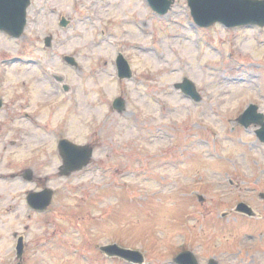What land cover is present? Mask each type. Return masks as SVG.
I'll list each match as a JSON object with an SVG mask.
<instances>
[{
	"label": "rangeland",
	"instance_id": "obj_1",
	"mask_svg": "<svg viewBox=\"0 0 264 264\" xmlns=\"http://www.w3.org/2000/svg\"><path fill=\"white\" fill-rule=\"evenodd\" d=\"M129 1L31 0L23 34L0 31V264L17 261L14 231L24 264H131L101 251L114 243L144 264H175L187 249L200 264H264V249L247 254L264 242L261 126L238 122L253 104L264 113V27L201 28L188 0L165 15ZM119 52L131 78L118 77ZM184 78L200 101L176 88ZM61 138L93 148L68 176ZM45 187L53 202L36 213L26 196Z\"/></svg>",
	"mask_w": 264,
	"mask_h": 264
},
{
	"label": "water",
	"instance_id": "obj_2",
	"mask_svg": "<svg viewBox=\"0 0 264 264\" xmlns=\"http://www.w3.org/2000/svg\"><path fill=\"white\" fill-rule=\"evenodd\" d=\"M149 2L161 14L166 13L172 4V0H149ZM29 4L30 0H0V30L13 37L21 36L25 28ZM189 5L195 22L202 27L210 26L218 21L228 27L251 24L264 26V0H189ZM67 24L66 19L60 22L61 26ZM46 43L50 45V37L46 39ZM65 59L70 64H76L75 59L71 56H66ZM117 66L120 78L131 76V70L122 55H119L117 59ZM58 79L62 80L61 78ZM176 88L182 89L185 94L197 101L201 99L194 84L189 79L185 78L182 83L176 84ZM65 89L67 90L68 86H65ZM114 108L118 111L124 110V100L117 98L114 101ZM263 119L264 115L258 114V106L251 105L240 117V122L246 127L252 123L263 125V128L258 132L264 140ZM59 148L64 159L61 174H69L84 167L88 164L93 153L91 147L79 146L67 140H61ZM25 175L27 179H32V170H27ZM51 199L52 191L49 189L32 192L28 196L29 204L36 209H44L50 204ZM238 210L248 211V207L245 204H240ZM101 249L108 255H117L134 263L144 261V257L139 251L124 249L116 244L103 246ZM18 250V254L21 256L23 252L22 242L19 243ZM174 260L178 264H198L196 257L190 251L179 253Z\"/></svg>",
	"mask_w": 264,
	"mask_h": 264
},
{
	"label": "flooded vegetation",
	"instance_id": "obj_3",
	"mask_svg": "<svg viewBox=\"0 0 264 264\" xmlns=\"http://www.w3.org/2000/svg\"><path fill=\"white\" fill-rule=\"evenodd\" d=\"M0 178H2V176H0ZM11 178H13V176H12ZM4 186H5V185H4ZM1 187H2V186H1ZM1 187H0V188H1ZM6 189L9 190V191H8V193H9L10 190H11L12 188H11V186L9 187V186L6 185ZM11 194H12V193L10 192V195H11ZM7 195H8V194H7ZM7 195H6V197H7ZM6 197H4V196H0V199L4 200V199H6ZM4 209H5L4 211H7V207H4ZM16 235L19 236L18 233L16 234V232H14V233H13V237L17 238Z\"/></svg>",
	"mask_w": 264,
	"mask_h": 264
},
{
	"label": "bare ground",
	"instance_id": "obj_4",
	"mask_svg": "<svg viewBox=\"0 0 264 264\" xmlns=\"http://www.w3.org/2000/svg\"><path fill=\"white\" fill-rule=\"evenodd\" d=\"M126 4H127V6L128 7H130V8H134L135 6H136V4L132 7V4H131V1H129V0H126V2H125ZM124 3V4H125ZM132 11H134L135 12V10L133 9ZM126 22H129V21H126ZM136 25V24H135Z\"/></svg>",
	"mask_w": 264,
	"mask_h": 264
}]
</instances>
